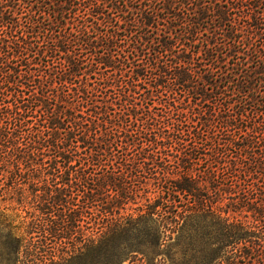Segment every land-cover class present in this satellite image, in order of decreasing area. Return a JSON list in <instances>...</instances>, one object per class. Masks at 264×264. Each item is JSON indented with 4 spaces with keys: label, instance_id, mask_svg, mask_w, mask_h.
I'll list each match as a JSON object with an SVG mask.
<instances>
[{
    "label": "trees",
    "instance_id": "trees-1",
    "mask_svg": "<svg viewBox=\"0 0 264 264\" xmlns=\"http://www.w3.org/2000/svg\"><path fill=\"white\" fill-rule=\"evenodd\" d=\"M143 220L264 264V0H0L1 263L102 264Z\"/></svg>",
    "mask_w": 264,
    "mask_h": 264
},
{
    "label": "rangeland",
    "instance_id": "rangeland-1",
    "mask_svg": "<svg viewBox=\"0 0 264 264\" xmlns=\"http://www.w3.org/2000/svg\"><path fill=\"white\" fill-rule=\"evenodd\" d=\"M159 221V220H158ZM165 222L174 223L173 220ZM124 223V222H123ZM160 222L143 220L137 230L113 236L116 242L130 241L103 258L102 264H200L204 248V234L198 220H191L189 229L158 231L155 237L153 228ZM164 225V222H161ZM172 224V225H173ZM167 226V224H166ZM170 228V227H169ZM190 230V231H189ZM156 241V245H155ZM1 250V241H0ZM230 248H227L228 252ZM112 258L114 263H111ZM116 259V260H115ZM21 260L24 262V256ZM116 261V262H115ZM0 264L1 261H0ZM84 264V263H83Z\"/></svg>",
    "mask_w": 264,
    "mask_h": 264
}]
</instances>
